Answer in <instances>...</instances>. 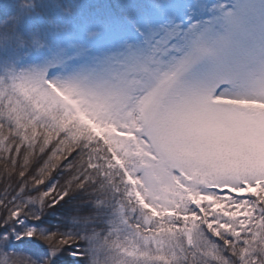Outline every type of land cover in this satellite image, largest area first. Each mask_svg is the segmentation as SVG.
Returning a JSON list of instances; mask_svg holds the SVG:
<instances>
[{
  "label": "snow or ice",
  "instance_id": "snow-or-ice-1",
  "mask_svg": "<svg viewBox=\"0 0 264 264\" xmlns=\"http://www.w3.org/2000/svg\"><path fill=\"white\" fill-rule=\"evenodd\" d=\"M0 264H264V0H0Z\"/></svg>",
  "mask_w": 264,
  "mask_h": 264
}]
</instances>
